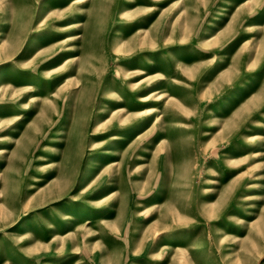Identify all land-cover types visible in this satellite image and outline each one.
I'll list each match as a JSON object with an SVG mask.
<instances>
[{"label":"rangeland","instance_id":"374dc122","mask_svg":"<svg viewBox=\"0 0 264 264\" xmlns=\"http://www.w3.org/2000/svg\"><path fill=\"white\" fill-rule=\"evenodd\" d=\"M0 264H264V0H0Z\"/></svg>","mask_w":264,"mask_h":264},{"label":"bare ground","instance_id":"6f19581e","mask_svg":"<svg viewBox=\"0 0 264 264\" xmlns=\"http://www.w3.org/2000/svg\"><path fill=\"white\" fill-rule=\"evenodd\" d=\"M72 27H75V26H72ZM76 27H78V26H76ZM80 36H77V38H79ZM165 80H168V79H165ZM155 93H157V92H155ZM155 93H153L152 95H154ZM141 100H143V98L141 99ZM33 101V100H32ZM121 110H123V109H121ZM114 139V138H113Z\"/></svg>","mask_w":264,"mask_h":264}]
</instances>
